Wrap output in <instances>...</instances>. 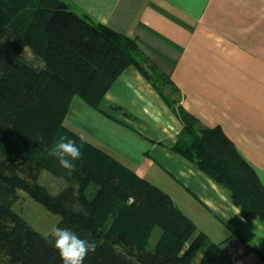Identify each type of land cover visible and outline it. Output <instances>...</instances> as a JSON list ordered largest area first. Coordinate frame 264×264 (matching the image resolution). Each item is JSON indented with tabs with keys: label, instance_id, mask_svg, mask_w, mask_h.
Wrapping results in <instances>:
<instances>
[{
	"label": "trees",
	"instance_id": "16d2710c",
	"mask_svg": "<svg viewBox=\"0 0 264 264\" xmlns=\"http://www.w3.org/2000/svg\"><path fill=\"white\" fill-rule=\"evenodd\" d=\"M26 47L43 61L42 70L22 62L20 54ZM134 55L138 52L132 42L81 18L62 0H0V257L4 264H63L51 237L41 236L12 212L19 191L58 216L56 227L69 228L95 243L96 251L84 264H195L199 254L197 264L215 263L220 246L197 235L166 194L118 167L114 159L63 126L73 96L96 109L129 64L148 79ZM152 81L183 125L173 151L226 190L242 219L264 223V187L253 168L220 129L202 128L180 106L174 109L169 104L159 84L177 91L167 77ZM62 136L82 147V158L71 173L48 155ZM41 172L68 187L49 196L37 183ZM93 181L101 188L92 199L74 194V185L85 187ZM108 191L122 202L131 201L130 210L125 214L122 209L119 220L126 219L124 224L131 230L137 228L135 237L127 228L112 234L95 225ZM77 205L82 212H74ZM152 227L167 240L166 251L150 252L140 246Z\"/></svg>",
	"mask_w": 264,
	"mask_h": 264
},
{
	"label": "crops",
	"instance_id": "0c3cea01",
	"mask_svg": "<svg viewBox=\"0 0 264 264\" xmlns=\"http://www.w3.org/2000/svg\"><path fill=\"white\" fill-rule=\"evenodd\" d=\"M62 1L132 42L149 77L129 64L96 109L73 96L64 128L166 194L197 235L220 246L214 264H264V223L242 219L226 190L173 151L183 125L152 83L167 77L179 106L220 129L264 187V0ZM20 59L44 68L28 47Z\"/></svg>",
	"mask_w": 264,
	"mask_h": 264
},
{
	"label": "rangeland",
	"instance_id": "374dc122",
	"mask_svg": "<svg viewBox=\"0 0 264 264\" xmlns=\"http://www.w3.org/2000/svg\"><path fill=\"white\" fill-rule=\"evenodd\" d=\"M9 40H5V44H7ZM160 90L169 102V104L173 108H177L179 106V96L175 94L167 85L159 84ZM196 129V128H195ZM106 155V154H105ZM107 156V155H106ZM109 157V156H108ZM111 158V157H110ZM2 159V158H1ZM16 160H19L18 158ZM117 163V162H116ZM118 167H121L119 163H117ZM38 185L43 187L46 193L49 196H57L60 192H62L68 185L60 179H56L49 175L46 172H41L37 181ZM101 186L93 183H87V186L74 185L72 188L74 194L76 196L81 193L84 194L88 199H92L93 196L100 190ZM17 199L11 204V210L13 213L18 215L20 219L25 222L30 228H32L35 232L40 234L43 237H50L49 233L51 229L58 225L60 222V218L58 216L52 215L47 212L43 207L39 204L32 201L29 196L23 192H17ZM131 201L122 202V200H118L115 196H112V193L108 191V198L104 204L102 211L96 217L95 225H97L98 229L103 232L115 234L122 229H126L127 226L124 224L126 219L119 220V214L122 209L125 210V214L130 210ZM74 212L79 213L82 212L79 206L77 205L74 208ZM121 218V217H120ZM125 225L124 227L122 225ZM132 231L133 236L138 235L137 228H133L132 230L127 228L128 231ZM129 231V232H130ZM145 242H140V246L143 247L146 251H154L156 249H162L166 251L169 244L166 239L162 237L161 231L152 227L150 233L145 236ZM187 249V246L184 248ZM184 251V250H183ZM202 254H199L195 261H199L198 258L201 259ZM198 263V262H196ZM0 264H4L3 259L0 257Z\"/></svg>",
	"mask_w": 264,
	"mask_h": 264
},
{
	"label": "clouds",
	"instance_id": "9594fccd",
	"mask_svg": "<svg viewBox=\"0 0 264 264\" xmlns=\"http://www.w3.org/2000/svg\"><path fill=\"white\" fill-rule=\"evenodd\" d=\"M48 155L54 157L61 168L71 173L75 170L76 162L81 160L83 152L82 147L74 140L62 136L49 149ZM49 236L63 264H84L87 256L96 251L94 242L81 238L69 228L54 226Z\"/></svg>",
	"mask_w": 264,
	"mask_h": 264
}]
</instances>
